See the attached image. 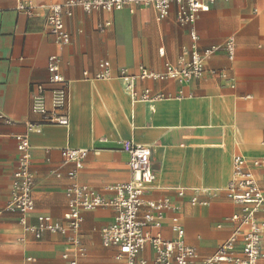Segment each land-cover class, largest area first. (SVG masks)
<instances>
[{"label":"crops","instance_id":"obj_1","mask_svg":"<svg viewBox=\"0 0 264 264\" xmlns=\"http://www.w3.org/2000/svg\"><path fill=\"white\" fill-rule=\"evenodd\" d=\"M32 1L39 7L27 17L16 10L18 0H0V113L11 121L0 120V209L12 195L15 138L21 135L30 145L35 205L31 214H0V264H69L64 253L77 264H125L115 259V248L101 242L102 230L114 217L110 208L81 212L77 246L71 243V232H45L35 239L30 231L39 215L66 225V191L72 184L110 199L112 187L129 182L122 141L150 148L154 180L143 198L167 199L173 207L151 234L174 240L170 222L177 216L197 264L215 254L236 227L231 217L241 213L223 191L232 178L233 158L264 159V0H219L192 26L178 25L174 8L163 21H157L150 7L113 13L75 8L64 18L70 43L62 47L48 32L46 6L66 0ZM192 29L200 50L232 40L233 58L219 50L201 78L184 83L137 80L133 95L126 90L117 77L119 69L136 75L141 68L158 73L167 64L177 67ZM52 56L67 82V127L42 125L40 116L31 112V88H48ZM103 61L109 62L112 77L96 79ZM146 89L163 98L140 101ZM64 148L90 150L81 169L62 158ZM70 171H75L73 179L68 178ZM253 174L264 184V166ZM193 197L207 205H191ZM257 218L262 226L259 264H264V212ZM240 246L238 242L236 249ZM154 256L146 246L137 259L153 264Z\"/></svg>","mask_w":264,"mask_h":264},{"label":"built area","instance_id":"obj_2","mask_svg":"<svg viewBox=\"0 0 264 264\" xmlns=\"http://www.w3.org/2000/svg\"><path fill=\"white\" fill-rule=\"evenodd\" d=\"M219 0H66L59 4L46 6L45 18L49 34L59 46L70 43V35L64 26V18L72 15L73 9L80 8L85 13L103 11L113 13L123 8L150 7L155 11L157 21L169 17L173 8L175 22L180 26L194 25L201 13L209 11L210 7ZM228 1V0H225ZM35 5L32 0H18L16 10L31 17ZM106 26L109 23L105 24ZM190 45L183 50L179 57L178 66L165 65L162 72H152L141 68L136 75H129L124 69L118 70V78L126 83V90L133 95L134 83L137 80H174L184 83L189 80L201 78L205 73V64L219 51L224 50L228 59H232L235 46L232 40H227L222 47H209L200 50L198 36L195 30L189 31ZM163 56V51L159 50ZM48 88L36 85L31 88V112L40 116L42 125L67 127L68 125V87L61 75L59 60L56 56L48 59ZM87 76V73L84 72ZM96 79L112 77L109 62L100 63V71L94 76ZM49 94L47 104L46 95ZM162 95L151 96L149 90H144L140 98L143 102H153L162 99ZM0 120L7 124L11 121L0 113ZM16 150L18 152L17 167L13 173L12 195L10 200L0 209V214L5 211L19 212L22 215L34 212L32 190L34 178L30 170L31 155L30 145L26 136H16ZM121 150L128 156V167L131 180L111 188L113 197L106 199L85 185L72 184L66 191L68 198L67 210L64 214L66 225L54 221L48 215L37 216V224L30 228L35 239H40L45 232L52 234H66L71 232L72 245H78L77 233L79 231L83 211H92L98 208H110L114 212L111 224L101 232V242L106 248L113 247L117 250L115 259L124 261L125 264H146L138 260L137 256L146 246L154 251L153 264H197L195 251L184 243V230L177 216L171 218V231L175 234L172 241L164 240L158 234H151V230H158L166 211L173 207L167 199L145 200L144 192L154 180L151 163L150 148L135 145L130 141L120 142ZM90 150L64 148L61 156L66 162L74 165L75 170L82 168ZM233 174L231 180L224 188L226 198L241 207V213L235 214L231 220L236 227L229 237L216 251L215 254L204 258L200 264H259L261 260V229L257 218L259 212H264V184H259L253 174V169L264 166V159L249 160L244 156L233 158ZM75 171L68 173V178L73 179ZM182 196L183 193L179 192ZM191 205L206 206V201L197 197L190 200ZM22 225L26 221L22 217ZM241 246L237 250V243ZM68 259L69 264H77L68 253L62 255ZM29 261H34L29 259Z\"/></svg>","mask_w":264,"mask_h":264}]
</instances>
